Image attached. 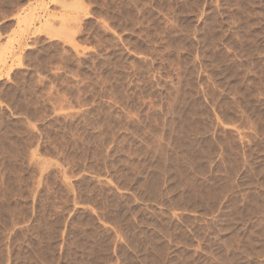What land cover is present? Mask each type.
<instances>
[{"label":"rangeland","instance_id":"1","mask_svg":"<svg viewBox=\"0 0 264 264\" xmlns=\"http://www.w3.org/2000/svg\"><path fill=\"white\" fill-rule=\"evenodd\" d=\"M0 264H264V0H0Z\"/></svg>","mask_w":264,"mask_h":264}]
</instances>
